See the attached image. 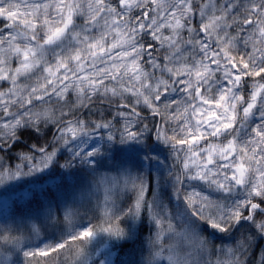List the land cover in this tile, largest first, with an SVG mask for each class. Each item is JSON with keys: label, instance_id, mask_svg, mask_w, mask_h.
Masks as SVG:
<instances>
[{"label": "snow or ice", "instance_id": "1", "mask_svg": "<svg viewBox=\"0 0 264 264\" xmlns=\"http://www.w3.org/2000/svg\"><path fill=\"white\" fill-rule=\"evenodd\" d=\"M0 264H264V0H0Z\"/></svg>", "mask_w": 264, "mask_h": 264}]
</instances>
